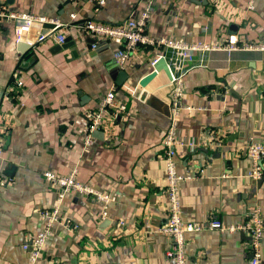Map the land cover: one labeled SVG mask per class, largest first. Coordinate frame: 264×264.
<instances>
[{"label": "crops", "instance_id": "crops-1", "mask_svg": "<svg viewBox=\"0 0 264 264\" xmlns=\"http://www.w3.org/2000/svg\"><path fill=\"white\" fill-rule=\"evenodd\" d=\"M102 1L0 0L11 12L72 23L61 30L71 38L67 48L47 39L21 54L12 21L0 22V180L6 182L0 185V264H30L22 246L44 227L40 213L53 209L61 221L51 225L33 264H172L165 256L170 240L159 229L166 223L162 139L173 85L163 71L139 85L156 56H164L184 86L176 130L182 145L177 171L189 176L180 184L182 220L239 225L258 210L264 264V180L257 186L248 177L246 157L249 143L264 141V50L196 52L188 61L140 46L117 86V45L98 41L92 49L93 38L73 25L82 19L120 23L140 11L143 0ZM146 31L185 42L216 43L234 35L240 43H264V0H253L250 9L248 0H153ZM39 32L34 27L27 38ZM112 88L127 114L109 118L103 139L85 145L84 113ZM72 170L78 181L114 198L106 218L100 203L78 192L59 201L57 188L43 178L46 171ZM248 241L241 231L187 232V264H251Z\"/></svg>", "mask_w": 264, "mask_h": 264}, {"label": "built area", "instance_id": "built-area-1", "mask_svg": "<svg viewBox=\"0 0 264 264\" xmlns=\"http://www.w3.org/2000/svg\"><path fill=\"white\" fill-rule=\"evenodd\" d=\"M102 4V0H90ZM153 0H143L142 9L140 11L132 10L129 16L120 23L111 24L95 19H82L75 23L77 29L89 34L93 38V43L90 44L92 49H96L98 41L106 43L113 42L117 45L114 52V60L116 65L123 69L129 58L136 52L138 47L153 46L158 49L170 50L176 58L192 61L193 54L213 50H225L227 52L237 49H255L264 50V43L248 44L240 43L236 36L229 35L216 43L207 42H185L183 40H170L163 37H154L147 33V23L150 18V8ZM253 0H248L249 9L252 7ZM69 19L77 20V14L71 13ZM12 21L13 37L12 40L16 46L26 43L28 49L36 46L47 39H53L57 44H62L65 40V35L61 32L62 29L72 26V23L62 22L59 19H52L44 15L29 14L26 12H11L5 7L0 6V22ZM44 24H51L52 27L45 29L44 33L39 32L34 40H29L28 33L34 27H40L43 30ZM160 56L151 59L149 66L152 68ZM164 57V56H163ZM170 84L173 89L170 93L168 102V119L169 125L164 133L162 145L164 152L162 160L165 166L166 188L165 195L167 198L166 207V223L159 229L160 232L170 240V245L165 252V256L172 264H187L185 255L184 234L187 232H197L201 230H217L220 232L241 231L249 237L247 243L251 253V264H259L260 248L263 232V220L260 217L258 210H252L245 216V221L239 225H224L216 218H210L205 222L183 221L181 218V200H180V184L189 176L181 175L177 171L176 156L177 147L182 146L177 138L176 130L182 107V96L184 94V86L181 75H175L171 72ZM17 86H21V82H16ZM126 115L127 110L123 103L117 101L115 90L112 88L104 97H102L97 107L94 110H89L84 113L86 119V127L84 128L85 145H90L93 142V132L101 131L103 120L107 117L110 120L118 118L120 115ZM200 143L206 146L203 139ZM190 146L192 144H189ZM2 141L0 140V157L2 154ZM246 157L250 160L251 168L248 172V177L257 182L263 175L264 162V141L251 142L246 148ZM77 173L72 170L66 175H56L50 171L43 173V178L46 182L53 184L57 188V196L59 200L63 199L68 192H78L85 196L93 198L102 206V219L107 216V205L114 198L107 193L98 191L77 179ZM6 182L0 180V185L4 186ZM41 218L45 225L42 230L32 239L23 244V249L29 254V262L33 264L40 256L45 245L48 232L51 225L59 220L58 209L53 211H42ZM68 222L64 221L67 226Z\"/></svg>", "mask_w": 264, "mask_h": 264}, {"label": "water", "instance_id": "water-1", "mask_svg": "<svg viewBox=\"0 0 264 264\" xmlns=\"http://www.w3.org/2000/svg\"><path fill=\"white\" fill-rule=\"evenodd\" d=\"M51 27H52L51 24H44L42 33H44L45 29H49ZM229 29L235 31L236 26L233 24H230ZM70 42H71V38L67 37V38H65L64 42L62 44H60L62 46H59V47L60 48H67L68 46H70ZM26 50H29L27 45H25V44L18 45V52L19 53L22 54ZM150 69L151 70L147 74H145L142 78H140V80H139L140 86H145L160 71H163L166 74V76H168V78L171 79V71H170L169 66H168V64H167V62L163 56H160L158 58L157 62L154 64V66L152 68L150 67ZM127 77H128L127 72L124 69H121L119 71V74H118L117 80L115 81V84L117 86H121L124 83V81L127 79ZM92 136L94 138H97V139H101V140L103 139V133L101 131L93 132ZM263 180H264V169H263V175H262L261 179L256 182V185L259 186Z\"/></svg>", "mask_w": 264, "mask_h": 264}, {"label": "rangeland", "instance_id": "rangeland-1", "mask_svg": "<svg viewBox=\"0 0 264 264\" xmlns=\"http://www.w3.org/2000/svg\"><path fill=\"white\" fill-rule=\"evenodd\" d=\"M108 119H109V117H107L106 119L104 118V120H103V125L105 124V122H107L108 121ZM186 176V175H185ZM59 199V198H58ZM62 200V199H61ZM60 201V200H59ZM54 210V209H53ZM53 210H43V211H53ZM101 212H102V210H101ZM58 221H61V219H60V217H59V220ZM57 222V221H56ZM45 225V224H44Z\"/></svg>", "mask_w": 264, "mask_h": 264}]
</instances>
